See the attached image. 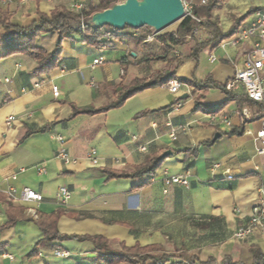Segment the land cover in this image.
Listing matches in <instances>:
<instances>
[{
	"label": "crops",
	"instance_id": "0c3cea01",
	"mask_svg": "<svg viewBox=\"0 0 264 264\" xmlns=\"http://www.w3.org/2000/svg\"><path fill=\"white\" fill-rule=\"evenodd\" d=\"M70 3L0 0V10L10 15L11 23L25 28L37 20L38 13L69 11ZM263 11L264 0H222L213 18L225 33L248 12L240 28ZM138 33H132L133 37L139 39L142 33ZM35 43L52 52L57 33H41ZM193 44L186 42L163 61H152L160 50L155 39L140 43L114 40L109 46L95 47L84 44L80 35L66 33L60 64L46 73L35 74V62L26 54L0 59V264L100 263V255L89 241L54 240L37 246L44 235L35 219L50 228L51 217L58 211L55 228L61 236H99L113 251H119L120 245L160 246L166 254L176 256L167 264L207 260H211L208 264L226 260L252 264L250 250H258L264 258V234L254 232L241 242L232 239L238 228L248 225L252 208L264 202V156L256 155L254 146L264 116L256 118L258 106H253L249 110L256 119L244 123L239 116L242 107L231 102L218 112L230 119L231 127L212 126L203 109L208 104L217 106L225 99L224 93L212 86L195 90L182 83L208 78L224 84L232 78L234 68L242 66L246 46L210 44L194 58L190 56ZM96 58L103 63L92 66ZM169 75L182 84L175 95L166 84L155 85L118 108L72 116L74 109L112 104L134 80L153 85ZM52 86L60 92L57 98ZM183 96L186 98L180 99ZM196 103L199 110L195 112ZM8 117L14 118L9 124ZM242 122V133L230 135ZM186 125L188 130L177 131L175 139L170 137L172 128ZM41 129L46 131L34 133ZM27 132L32 134L20 143ZM217 133L220 137L213 141ZM58 138L76 164L66 167L56 158ZM91 151L96 154L94 166L87 160ZM165 152L170 155L162 157ZM155 158L162 162L152 177L109 175L132 174ZM41 164H45L43 175L36 172ZM214 164L217 169L212 168ZM163 171L187 174L189 186H170L163 192ZM24 187L39 193L42 202L6 200L9 189ZM60 187L70 194L64 205L56 198ZM20 216L30 219L19 220ZM8 219L14 220L13 225L8 226ZM55 251L67 257L58 258Z\"/></svg>",
	"mask_w": 264,
	"mask_h": 264
},
{
	"label": "trees",
	"instance_id": "16d2710c",
	"mask_svg": "<svg viewBox=\"0 0 264 264\" xmlns=\"http://www.w3.org/2000/svg\"><path fill=\"white\" fill-rule=\"evenodd\" d=\"M189 2V0H182V2ZM117 3V0H96L94 7H91L88 12H85L83 17H87L94 12L105 10L111 5ZM192 8L190 14L193 17L185 16L179 21L176 28L170 32L164 34H158L154 36V39L160 44V50L155 54L151 60L152 61H163L170 54L174 52V48L183 45L186 42H192L193 46L190 51V56L197 58V55L208 45L217 46L222 41L227 40L233 36L245 18L250 15L248 12L240 19L233 22L229 30L225 33L220 29L217 20L213 18V12L219 9L222 5V0H206L204 4H200V0H192ZM80 16L70 12V11H53L49 15L37 14V20L33 21L30 26L22 28L19 25L10 22V15L6 11L0 10V59L6 58L15 53L26 54L32 58L35 62L34 73L43 74L54 68H56L61 61V43L63 41V35L66 33H74L80 35L82 42L86 45L100 47L109 46L114 40L131 39L138 40L140 43L145 39L147 35L152 33L145 27L139 30H132L125 27L123 30H115L110 27H102L100 29H91L88 27L83 28H73L70 26L73 19L79 18ZM110 30H108V29ZM194 29H199L200 32L206 34V38L200 41L191 39L186 41V37L192 34ZM140 31L142 36L139 39L134 38L132 33ZM44 32H56L57 33V43L52 52H47L42 48L38 47L35 43L36 37ZM179 61V57H176ZM173 80V75H169L164 79L157 81L153 85H149L139 80L132 81L127 87L124 88L123 92L119 96L118 100L112 104L99 108V109H74L72 116L77 114H96L105 112L109 109L118 108L122 103L128 98L132 97L134 94L155 85H164L169 81ZM187 85L192 86L195 90H202L209 86L216 87L220 89L224 95L225 99L221 101L217 106L212 108V111L203 109V111L208 114H216L220 112L225 105L231 102H235L240 109L243 106L252 108L253 106H258V115L256 118H261L264 116V109L261 105L255 104L249 101L244 95L243 91L230 92L225 90L224 84L217 85L214 84L210 79H206L199 83L182 81ZM195 112L199 110V104L195 105ZM254 119H256L253 116ZM243 130V122L238 129L230 131V135H240ZM46 129H41L34 133H44ZM32 132H27L21 138L20 143L24 141ZM195 149L193 153H195ZM162 162L161 158H155L146 163L144 166L135 168L132 174L124 173H112L109 172L110 177L115 178H136L139 176L152 177L155 171L160 167ZM6 199V198H5ZM8 202L9 200L6 199ZM61 212L58 211L52 215L50 228H45L43 223L35 219L36 225L43 232V239L37 244V246L48 245L54 240H77V241H89L92 243L95 252L100 255L101 262L98 264H167L171 257H176L174 255L170 256L163 252L160 246H147L144 248H139L137 246L133 248H126L123 245L119 246V251H113L108 244V241L99 236H76V235H64L58 234L55 223L57 218L60 216ZM30 218L20 216L19 220H28ZM32 219V218H31ZM33 220V219H32ZM14 220L8 219V226L13 225ZM36 246V247H37ZM252 257V264H264V258L258 250H250ZM180 257H185V254H181ZM190 261V260H188ZM211 260L206 262H201L200 264H208ZM222 264H242V263H232L229 260L224 261Z\"/></svg>",
	"mask_w": 264,
	"mask_h": 264
},
{
	"label": "built area",
	"instance_id": "2783aa9c",
	"mask_svg": "<svg viewBox=\"0 0 264 264\" xmlns=\"http://www.w3.org/2000/svg\"><path fill=\"white\" fill-rule=\"evenodd\" d=\"M206 0H200V4H204ZM96 0H71L69 11L80 16L79 18L83 20V15L88 12L91 7H94ZM185 16L193 17L190 14L192 8V3L184 2ZM200 30L194 29L190 36L186 37V41L195 39L200 41L206 38L199 35ZM155 34L147 35L145 37V42H152L154 40ZM221 47L224 46H246L244 51V58L242 66L240 68H234V74L232 78L224 83L225 90L230 92H235L237 90H242L246 98L258 105H261L264 109V11L255 13L254 19L245 28H238L236 33L220 43ZM213 60V56H210ZM103 63L102 58H96L92 62V66L101 65ZM36 86V85H35ZM168 92L175 95L179 92L182 84L177 80L173 79L167 84ZM53 97L57 98L60 92L56 86L51 87ZM178 106L173 109L177 111ZM239 116L242 118L244 123L249 122L253 119V115L249 108L244 106L239 111ZM208 120L212 126H217L220 128L228 129L231 127V122L225 115H220V113L209 114ZM13 117H8L6 123L13 121ZM199 123V121H196ZM188 125L178 126L171 129L170 137L175 139V134L177 131L188 130ZM60 148L57 151L56 158L59 159L64 166L68 167L76 164V160L72 158L69 153L63 148V140L58 138ZM255 154L258 156H264V117L261 119V128L255 133L254 137ZM144 150V149H142ZM95 152L91 151L87 160L91 165H96L97 161L95 158ZM213 169L218 168V164L212 166ZM36 172L39 175L45 173V164H41L36 168ZM161 182L163 186V192L170 186H182L188 187L189 181L187 174L184 175H168L166 171L161 173ZM69 192L66 188L60 187L57 190L56 198L60 204L64 205L69 199ZM6 197L8 200L19 203V204H29V203H40L42 202V196L36 191L24 187L19 191L9 189L6 192ZM254 232H260L264 234V202H260L257 206H254L250 212L249 223L246 227L238 228L232 235V239L235 242H241L245 240L249 235ZM54 255L58 258H65L67 254L60 251H55ZM2 256H0L1 259Z\"/></svg>",
	"mask_w": 264,
	"mask_h": 264
},
{
	"label": "water",
	"instance_id": "95a60500",
	"mask_svg": "<svg viewBox=\"0 0 264 264\" xmlns=\"http://www.w3.org/2000/svg\"><path fill=\"white\" fill-rule=\"evenodd\" d=\"M185 17L182 0H117L109 8L92 13L83 18L73 19L70 26L73 28L88 27L100 29L110 27L123 30L125 27L132 30L147 28L152 34H159L167 27L179 22ZM186 96L181 97L184 99ZM220 135L215 134L213 141ZM170 155L165 152L162 157Z\"/></svg>",
	"mask_w": 264,
	"mask_h": 264
},
{
	"label": "rangeland",
	"instance_id": "374dc122",
	"mask_svg": "<svg viewBox=\"0 0 264 264\" xmlns=\"http://www.w3.org/2000/svg\"><path fill=\"white\" fill-rule=\"evenodd\" d=\"M178 23H179V22H177V23H175V24H173V25L167 27L166 29H164L163 31H161L159 34H164V33H167V32H170V31L174 30V29L176 28V26H177ZM107 29H108V28H107ZM108 30H110V29H108ZM137 32H140V31H137ZM44 33H45V32H44ZM138 34H141V33H138ZM199 35L204 36V34H203L202 32H200ZM57 37H58V36H57ZM213 107H214L213 104H208V105L205 106V109H207V110H209V111H212V108H213ZM122 181H125V180H122ZM125 185H126V184H125Z\"/></svg>",
	"mask_w": 264,
	"mask_h": 264
}]
</instances>
